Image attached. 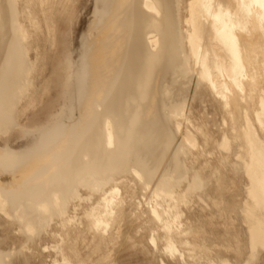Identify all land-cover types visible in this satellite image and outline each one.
<instances>
[{"label":"bare ground","instance_id":"bare-ground-1","mask_svg":"<svg viewBox=\"0 0 264 264\" xmlns=\"http://www.w3.org/2000/svg\"><path fill=\"white\" fill-rule=\"evenodd\" d=\"M209 101L223 136L198 128L186 149ZM186 154L218 157L191 187L235 200L234 171L247 178L241 213L262 245L264 0H0V264H116L124 218L183 181ZM182 215L161 226L171 252Z\"/></svg>","mask_w":264,"mask_h":264},{"label":"rangeland","instance_id":"rangeland-1","mask_svg":"<svg viewBox=\"0 0 264 264\" xmlns=\"http://www.w3.org/2000/svg\"><path fill=\"white\" fill-rule=\"evenodd\" d=\"M84 14L86 15L83 17H86V20L90 15L88 7ZM84 18L81 20L83 25H79V28L77 23L72 35L81 34L83 31L81 28L85 24ZM68 29L67 24H63V32H67ZM72 37L70 40L74 39ZM64 40L67 41V37ZM76 40L74 39V41ZM206 106L208 107L206 108ZM201 110L207 113H202ZM215 111L217 112L215 113ZM220 111L221 108L211 101L193 106V113L197 115L193 117L194 122L188 125V135L185 139L186 149L194 151L195 146L202 143V130L218 132V134L215 133L217 136L214 134L216 139L223 136V133L220 132L219 134V130L222 131V128L227 125ZM218 121L224 124V127ZM188 155L184 156L187 167L180 184L172 183L166 191L160 189L155 190L156 192L151 191L149 197L142 196L137 200L140 201L137 202L136 219L131 222L124 218V233L119 238L120 248L117 252H112V259H115L116 264H220L222 258H228L230 264H264V243L253 246L241 213L243 193L240 192H243L247 178H241V173L234 171L236 187H238L236 190L238 197L235 200L232 196L230 198L228 194L219 196L215 190L208 192L204 187H191V184L189 185L193 175L191 171L204 172L203 174L210 176L212 174L211 168H208L207 165L204 169V162L209 157L210 161L214 157V160L212 159L214 162L218 157L213 156L215 154H211V156L209 154V157L198 154ZM186 156L187 158H185ZM203 157L204 160L206 158L205 161L200 159ZM234 158H236L234 159L235 163L238 157L235 156ZM172 174L175 176V172ZM210 185H212L211 182ZM229 188H233L232 184L229 185ZM212 200H215L214 203L211 202ZM229 200L233 204H230L231 201ZM151 205L157 209L156 214L153 213ZM175 208L183 212L182 217L176 218L177 222L174 223L177 226L182 224V231L174 232L175 248L171 252L166 246L163 236L165 232L162 231L161 226L165 219L172 215ZM124 209H128L127 203ZM192 251L198 254L200 258L193 260L190 256Z\"/></svg>","mask_w":264,"mask_h":264}]
</instances>
